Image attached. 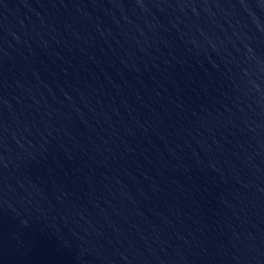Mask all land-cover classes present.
I'll list each match as a JSON object with an SVG mask.
<instances>
[{
  "label": "water",
  "instance_id": "1",
  "mask_svg": "<svg viewBox=\"0 0 264 264\" xmlns=\"http://www.w3.org/2000/svg\"><path fill=\"white\" fill-rule=\"evenodd\" d=\"M0 264H264V0H0Z\"/></svg>",
  "mask_w": 264,
  "mask_h": 264
}]
</instances>
